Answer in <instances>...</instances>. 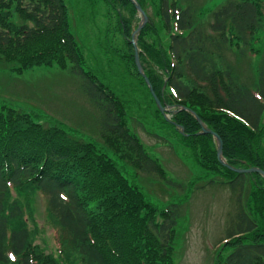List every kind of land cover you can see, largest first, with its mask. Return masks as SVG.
<instances>
[{
    "label": "trees",
    "instance_id": "trees-1",
    "mask_svg": "<svg viewBox=\"0 0 264 264\" xmlns=\"http://www.w3.org/2000/svg\"><path fill=\"white\" fill-rule=\"evenodd\" d=\"M105 1L119 16L125 62L146 90L160 130L174 133L188 158L234 194L237 213L217 264H264V175L224 166L216 139L199 135L192 114L221 137L230 167L264 171V0H225L213 12L191 0H138L149 16L137 38L140 61L169 120L135 62L137 9L130 0ZM0 64L16 74L42 65L71 69L102 112L103 148L125 166L183 189L130 130V100L83 67L65 0H0ZM26 189L48 201L57 255L34 244L23 208L10 202L12 191ZM181 203L160 210L94 143L0 106V264H175ZM74 253L80 260L71 259Z\"/></svg>",
    "mask_w": 264,
    "mask_h": 264
},
{
    "label": "rangeland",
    "instance_id": "rangeland-1",
    "mask_svg": "<svg viewBox=\"0 0 264 264\" xmlns=\"http://www.w3.org/2000/svg\"><path fill=\"white\" fill-rule=\"evenodd\" d=\"M223 1L191 0L195 6L203 7L207 12L217 10ZM65 2L71 31L83 56V67L114 90L117 96L130 100V130L137 134L149 153L160 160L168 179L182 184L183 189L167 185L156 175L144 174L125 166L113 153L103 148L102 112L85 92L82 78L71 69L62 70L55 64L42 65L16 74L10 71L9 66L0 64V106L23 110L39 123L62 126L75 136L94 143L118 164L128 181L160 210L182 201L183 219L178 228L174 263L217 264L221 253L220 242L228 232L230 220L237 213L234 194L226 186L218 184V179L201 169L191 157L188 158L189 153L177 142L174 133L168 135L160 130L146 90L138 78L131 75L125 62L127 48L119 31V16L109 3L105 0ZM148 13L152 17V7H148ZM123 14L129 17L128 12ZM141 21L140 14L133 20L134 25ZM14 22L18 20L15 18ZM249 66V63L243 64L241 69ZM155 135L166 137L169 143ZM211 180H217V183L209 185ZM11 201H16L23 208L34 244L46 253L57 255L60 246L58 228L54 226L56 223L46 197L35 190H16L12 191ZM75 258L80 260L81 257L74 253L71 259Z\"/></svg>",
    "mask_w": 264,
    "mask_h": 264
},
{
    "label": "water",
    "instance_id": "water-1",
    "mask_svg": "<svg viewBox=\"0 0 264 264\" xmlns=\"http://www.w3.org/2000/svg\"><path fill=\"white\" fill-rule=\"evenodd\" d=\"M135 8L137 9L138 13L140 14L141 18H142V21L141 23L139 24L138 28L134 31L133 33V37H132V40L131 42L133 43V46H134V49H135V62H136V65H137V68H138V71L139 73L141 74V76L145 79V81L147 82L148 86H149V89L151 91V94L153 95L157 105L159 106L162 114H164L166 116V118L169 120L168 118V112H169V109L167 107H165L162 102L160 101V99L157 97L154 89H153V86L152 84L150 83V80L149 78L146 76L145 74V71H144V68L141 64V61H140V56H139V49H138V46H137V38H138V35L140 34V32L142 31V29L146 26V24L149 22V16L146 14V12L142 9V7L137 3L136 0H130ZM192 112V111H190ZM192 114L196 117V119L198 120V122L201 124L202 126V132L199 133V135H207V134H210L212 136H214V138L216 139L217 141V145H218V157H219V160L220 162L226 166L227 168L231 169L232 171L236 172V173H244V174H252V173H259V174H262L264 175V171L258 169V168H250V169H246V170H243V169H236V168H232L230 167L226 161L224 160L223 158V146H224V143L221 139V137L216 134L214 131L208 129L205 124L202 122V120L199 118L198 115H196L195 113L192 112ZM184 128L181 129V133L184 134Z\"/></svg>",
    "mask_w": 264,
    "mask_h": 264
},
{
    "label": "bare ground",
    "instance_id": "bare-ground-1",
    "mask_svg": "<svg viewBox=\"0 0 264 264\" xmlns=\"http://www.w3.org/2000/svg\"><path fill=\"white\" fill-rule=\"evenodd\" d=\"M137 1V3L141 6V4L139 3V1L138 0H136ZM142 7V6H141ZM142 9L146 12V10H145V8H143L142 7ZM146 14H147V12H146ZM148 15V14H147ZM132 37H133V34H132Z\"/></svg>",
    "mask_w": 264,
    "mask_h": 264
}]
</instances>
